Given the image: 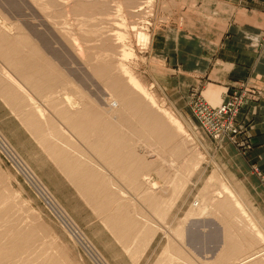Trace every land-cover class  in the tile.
<instances>
[{
  "label": "rangeland",
  "instance_id": "obj_1",
  "mask_svg": "<svg viewBox=\"0 0 264 264\" xmlns=\"http://www.w3.org/2000/svg\"><path fill=\"white\" fill-rule=\"evenodd\" d=\"M26 1L36 19L28 16L27 20L37 28L41 29L39 25L48 27L61 39L63 34L52 21L31 0ZM101 1L108 6L98 12L101 15L89 19L84 26L72 18L71 31L78 33L81 44L89 53H111L103 63L128 67L159 107L168 110L183 127L184 133L178 134L177 142L182 144L191 165L185 167L184 159L174 156L172 145H169L162 154L169 164H176V169L167 165L168 162L163 165L158 161L153 166L162 168L161 172L153 170L150 173L159 185V196L168 203L166 210L172 207L174 210H169L171 215L168 212L164 217L161 212L156 213L140 191L105 170L85 142L76 135L67 136L63 132L64 126L55 117L46 95L36 94L0 56V74L9 72L24 83L28 89L26 95L32 96L37 106L45 111L42 122L59 123L62 129L57 137L66 144L71 141L68 149H64L69 151L70 148L72 154L81 156V161L94 170H104L108 179L113 176L112 192L116 195L118 208L123 207L118 213L128 212L154 235L145 248L147 251L144 249L132 256L140 248L134 247L138 246V241L125 240L108 221L109 216L117 213L100 212L94 201L65 174L59 162L53 157L50 159L51 152L41 145L43 142L38 144L39 134L25 122L26 114L33 108L25 100L26 95L21 96L24 103L20 109L8 100L1 88L0 189L4 191L6 204L0 205V234L8 242L14 234L10 230L35 231L34 253H44L50 258L49 264H159L160 261L163 264L166 251L174 258L179 255L186 264H215V250L208 252L209 245L204 248L189 238L190 230L204 237L211 228L222 229L221 215L214 207L203 216H189L203 199L213 197L215 188L219 187L217 192L214 191L217 194L223 192L222 185L234 188L233 191L254 213L249 214L259 220V227H264V151L257 138L261 124L264 125V34L258 38L257 32L264 31V5L256 13L254 4L260 0H98ZM74 2L71 0L70 4ZM0 17V31L11 37L17 36L16 31L8 34L3 29L9 22L5 21L1 11ZM61 20L63 23L65 19ZM119 33L126 35V42L116 41L113 35ZM139 33L147 39H140ZM254 35H257L255 39ZM108 39L114 46H110L109 41L104 43ZM64 44L79 67L92 76L73 48ZM248 47L258 54L237 53ZM88 61L89 64L96 63L89 57ZM230 61L246 63L248 69L238 68L232 73L226 64ZM92 80L101 91V105L107 107V90H103L102 83L93 76ZM136 149L139 155L148 157L147 161L155 159L144 152L141 144ZM198 158L202 159L199 161ZM177 166H181L183 172L182 185L174 191L172 179L176 176ZM209 181L213 182L207 184ZM170 204H173L171 208ZM179 229L184 232V239L177 235ZM261 243L256 245V250L264 249V241ZM161 253L165 255L161 256ZM245 254L243 252L239 257ZM21 258L22 262L17 264L27 259L35 260L33 254H24Z\"/></svg>",
  "mask_w": 264,
  "mask_h": 264
},
{
  "label": "bare ground",
  "instance_id": "obj_2",
  "mask_svg": "<svg viewBox=\"0 0 264 264\" xmlns=\"http://www.w3.org/2000/svg\"><path fill=\"white\" fill-rule=\"evenodd\" d=\"M31 1L63 34V39H59L48 27L39 25L42 26L40 29L27 20L28 16L36 19L26 0H0V11L5 21L9 22V24H4L3 29L7 33L17 32V36L11 37L0 31V56L36 94L46 95V99L50 102L54 115H56L55 117L62 122L64 128L62 129L59 123L44 124L42 122L45 111L37 106L32 96L26 95L28 89L24 83L17 80L9 72L3 71L0 74V88L8 100L17 108H20L22 102L24 103L21 96L26 95L24 96L25 100L29 107L33 108L31 113L26 114L25 122L36 134H39L38 144L43 142L41 145L44 148L46 146L51 152L52 156L46 149L50 159L53 157L59 162L65 174L94 201L100 212L109 215L117 213L113 217H108L110 225L120 232L121 237L125 240H137L138 246L133 245L140 248L135 250L132 256L140 254L147 244L152 242L151 239L154 235L152 231L138 224L128 212L118 213V209L123 207L118 208L119 203L116 201V195L112 192L113 179L111 178L113 176L108 179L104 170H94L81 161V156H76V153L72 154L70 148V152L64 149L70 145L71 141L66 144L56 134H59L62 129L67 136L71 134L74 137L75 135L79 137L93 150L105 170H109L115 176H120L128 181L133 189H137L145 196L148 205L154 208L156 213L161 212L164 217L167 216L170 209L166 210L168 203L159 196V185L150 173L153 170L161 172L162 168H154L153 165L156 162L159 161L163 165L168 162L162 153L169 145H172L174 156H181L184 159L185 167L191 165L182 144L177 142L178 134L184 133L183 127L168 110L159 107L153 95L128 67L123 68L124 65L113 67L111 64L103 63L106 58L111 57V53L105 55L89 53L81 44L79 36H77L78 33L71 31L73 24L71 25L70 21L73 20L72 18L79 25L84 26V24L89 23V19L101 15L98 12L104 7H108L104 5L105 2L75 0L74 3L70 4L71 0ZM28 12H30L29 15ZM62 18L65 19L63 23H61ZM137 35L142 40L147 39V36L142 33ZM113 37L116 38V41L126 42L127 40L124 33L114 34ZM62 41L73 48L88 66L87 70L91 71V75L102 83L103 90H107L108 96L105 98L107 107L101 105L99 97L101 91L94 84L92 76L79 67L77 60L71 54V50ZM108 41L109 39L104 43H108ZM109 42L110 46H114L112 41ZM88 57L96 62L95 65L91 64L92 62L89 64ZM109 62L111 61L109 60ZM89 86L94 89L90 90ZM41 118L43 119L41 120ZM139 144L143 150H146L144 152L148 153V156L155 157V159L147 161L146 155H143L144 157L139 155L136 149ZM43 147L41 146V148ZM147 147L151 149H144ZM198 159L200 161L202 158ZM167 165L175 166L173 169H176L175 163L169 164L168 162ZM170 166L167 167L171 168ZM180 168L181 166L176 170V176L172 179L174 191L180 189L182 185L183 172L180 171ZM211 182L209 181L207 184ZM230 187L222 185L223 192H218L219 195L214 193L219 187L215 188L212 192V198L203 199L200 204L196 205L197 209L189 212L191 217H200L206 214L209 208L214 207L215 211L221 215L222 229L211 228L204 237L197 231L190 230L189 238L191 237V242L201 244L204 248L209 245L208 252L212 253L215 250V255H217L215 264H264V249L256 250V245L262 244L261 242L264 241V227L263 229L259 227V220L255 218V215L249 214L252 211L250 212L242 197L233 191L234 188L231 190ZM241 191L244 193V189ZM243 193L241 194L244 195ZM4 196V191L0 189V205L6 204V196ZM245 198L248 199L247 196ZM172 205L170 204L169 208ZM185 217L187 218V216ZM178 231L179 238L184 239V232L180 229ZM10 232H14V234L9 237L8 242L5 241L4 235L0 234V264L22 262L21 257L24 254H33L35 260L31 262L30 259H27L22 264H49L50 258L44 253L39 255L34 253L35 231L26 233L14 229ZM243 252L246 254L239 257ZM165 253L166 257L165 254L161 253V256H164L163 264H186L179 255L174 258L172 254H168L169 251ZM161 256L160 258H162Z\"/></svg>",
  "mask_w": 264,
  "mask_h": 264
},
{
  "label": "crops",
  "instance_id": "obj_3",
  "mask_svg": "<svg viewBox=\"0 0 264 264\" xmlns=\"http://www.w3.org/2000/svg\"><path fill=\"white\" fill-rule=\"evenodd\" d=\"M263 5H264V2H262V0H260L259 2H257L256 4H254V7L256 8V13H258L259 12V8H262L263 7ZM260 35H258V38H262L261 36L264 34V31H262L261 29H260V31H257ZM229 33V32H228ZM256 33V32H255ZM230 34V33H229ZM248 35H250V34H248ZM255 36H257V35H254L253 37H254V39H255ZM245 37H247V34L245 33ZM257 38V37H256ZM248 39H250V37L248 38ZM252 48V47H251ZM248 50H242V51H238L237 53L239 54V55H257L258 53H257V51L256 50H254V51H251L250 50V48L248 47L247 48ZM253 49V48H252ZM226 64H228L230 67H231V71H232V73H233V71L235 70L236 71V69H242V70H244V69H248V67L246 66L247 64L246 63H242V62H226ZM231 73V72H230ZM262 123H264V122H262ZM257 138H258V143H259V145L261 146V147H263V148H261V150L262 151H264V125L263 124H261V127H260V130H259V132H258V136H257Z\"/></svg>",
  "mask_w": 264,
  "mask_h": 264
},
{
  "label": "built area",
  "instance_id": "obj_4",
  "mask_svg": "<svg viewBox=\"0 0 264 264\" xmlns=\"http://www.w3.org/2000/svg\"><path fill=\"white\" fill-rule=\"evenodd\" d=\"M220 136H218L217 138H219Z\"/></svg>",
  "mask_w": 264,
  "mask_h": 264
}]
</instances>
